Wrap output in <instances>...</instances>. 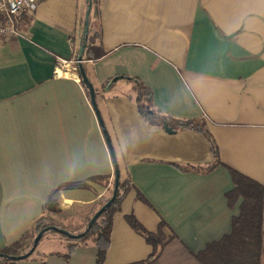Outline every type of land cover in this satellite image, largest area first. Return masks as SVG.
<instances>
[{"label":"crops","instance_id":"0c3cea01","mask_svg":"<svg viewBox=\"0 0 264 264\" xmlns=\"http://www.w3.org/2000/svg\"><path fill=\"white\" fill-rule=\"evenodd\" d=\"M86 9L87 0H40L22 34L0 42V249L42 214L73 232L85 226L111 188L90 178L115 176L106 130L120 177L135 188L114 215L104 264L150 255L130 213L149 231L164 219L166 235L175 234L150 264H203L195 254L231 232L243 201L229 206V167L264 185V0H100L93 26L106 55L86 63L96 106L78 73L54 72L57 57L77 60ZM117 74L146 82L156 110L205 117L223 164L177 167L211 164L208 139L148 124L132 81L104 87ZM59 186L57 210L45 211ZM52 235L47 242L64 252L68 241ZM49 252L20 264H95L97 248L77 247L69 260Z\"/></svg>","mask_w":264,"mask_h":264},{"label":"trees","instance_id":"16d2710c","mask_svg":"<svg viewBox=\"0 0 264 264\" xmlns=\"http://www.w3.org/2000/svg\"><path fill=\"white\" fill-rule=\"evenodd\" d=\"M89 4H91L89 33L88 36L84 35L83 38V41L86 40L83 55V65L86 73L88 72L87 61H96L106 55L101 43V32L93 26V18L99 15L100 12V0H87V6ZM76 71L80 75L81 81L84 83L78 65ZM119 79L133 82L135 89L134 97L137 101L140 114L148 124L164 128L169 127L172 132L179 130L196 131L203 134L208 139L213 157L211 164L208 166L192 165L190 167L177 165V167L183 171L209 172L223 164L220 159L218 143L208 129L205 117L179 118L166 114L161 110H156L153 106V91L151 87L137 76L117 74L107 80L104 83V87L107 88ZM85 87L87 92L90 93L86 84ZM229 170L234 182V187L226 193V197L230 207L235 205V202L240 196L243 197V201L240 205V212L232 219L231 232L223 236L220 240L209 243L204 250L196 253L195 257L203 264H261L263 250L264 185L237 169L229 167ZM90 179L104 185H107L109 182L111 183V194L101 201V207L113 194L115 176L112 179L110 176H95ZM68 185L84 186L86 184L84 182H73ZM60 187L62 186L54 189L49 195L47 203L44 206L45 211L57 210L58 200L56 194ZM132 188H135V186L130 177L125 179H121L120 177L118 193L115 200L96 219L88 231H86V229L93 215L88 218L87 223L81 230L73 232L64 226L58 225L50 215L42 214L33 221L31 228L19 239L0 249V252L5 254L3 257H0V264H20L21 261L32 259L31 256L37 250L43 237L29 256L23 259L13 258L11 256L16 257L27 253L33 246L34 239L38 232L49 225H56L75 234L86 231L85 234L80 237H71L61 233L59 230H49L60 233V236L68 241L64 252H49V255H58L65 260H69L77 247L93 243L97 248L95 264H104L111 245L114 215L121 208L125 197ZM137 197L146 201L140 190H138ZM125 218L138 233L145 237L146 241L152 247L151 253L147 258L129 264H150L154 262L162 254L170 239L175 237L174 233L171 236L166 235L164 229L168 226V223L164 219L160 220L157 231H149L137 219L134 213L127 214ZM47 232H45L43 236H45Z\"/></svg>","mask_w":264,"mask_h":264},{"label":"built area","instance_id":"2783aa9c","mask_svg":"<svg viewBox=\"0 0 264 264\" xmlns=\"http://www.w3.org/2000/svg\"><path fill=\"white\" fill-rule=\"evenodd\" d=\"M40 0H0V42L22 34L25 18H33ZM77 60L57 57L55 75L77 73Z\"/></svg>","mask_w":264,"mask_h":264},{"label":"water","instance_id":"95a60500","mask_svg":"<svg viewBox=\"0 0 264 264\" xmlns=\"http://www.w3.org/2000/svg\"><path fill=\"white\" fill-rule=\"evenodd\" d=\"M90 13H91V4H89L87 6V9H86V12H85V23H84V35L85 36H88V33H89V27H90L89 17H90ZM85 46H86V40H84L83 43L80 46V50H79V53H78V56H77V65H78V69H79V72H80V74L82 76V79H83L84 83L89 88V92H90V96H91V99L93 101V104L96 106V101H95L96 92H95V88H94L93 84L90 82V80H89V78L87 76V73L85 71V67L83 65V61H84L83 55H84ZM165 130L168 131V132H172L171 128H169V127H165ZM104 131H105V134H106L109 146H110V150H111V155H112V158H113L114 164H115V186H114V190H113L112 196L91 217V219H90V221L88 223V227H87L86 231H88L92 227L93 223L103 213V211L113 203V201L115 200V198L117 196L119 183H120V171H119V166L117 164L115 151L113 149V146L111 144V140H110L106 130H104ZM51 229L59 230L61 233H64V234H66L68 236H71V237H80V236L84 235L85 232H86L85 231V232H82V233L75 234V233H71L67 229L60 228V227H58L56 225H49V226H46L45 228H43L42 230H40L38 232L37 236L34 239L33 246L30 248V250L27 253L22 254L20 256H16V257L15 256H11V257L18 258V259H23V258L29 256L35 250L36 246L38 245L40 239L43 237L44 233L49 231V230H51ZM4 255H5L4 253L0 252V257H3Z\"/></svg>","mask_w":264,"mask_h":264},{"label":"rangeland","instance_id":"374dc122","mask_svg":"<svg viewBox=\"0 0 264 264\" xmlns=\"http://www.w3.org/2000/svg\"><path fill=\"white\" fill-rule=\"evenodd\" d=\"M111 194V188H110V192H109V195ZM109 197V196H108ZM52 234L54 235H57L60 233L56 232V231H49L47 232V235L45 236V238H43V241H41V243H39L38 245V248L37 250L35 251V253L31 256L32 258H34L36 256V254H43L44 250L46 249H52V251L56 252L57 250H61L63 251V248L61 246H54V243H50V242H47V240H49L48 238L50 236H53ZM57 235V236H59ZM64 238V237H63ZM47 244V245H46ZM48 246V247H47ZM58 252V251H57ZM30 257V258H31ZM37 257V256H36ZM31 260V259H29Z\"/></svg>","mask_w":264,"mask_h":264}]
</instances>
